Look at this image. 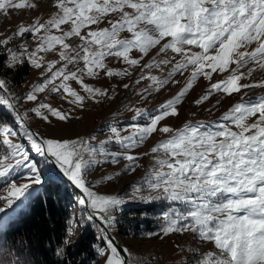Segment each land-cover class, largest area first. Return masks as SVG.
<instances>
[{
  "label": "snow or ice",
  "instance_id": "snow-or-ice-1",
  "mask_svg": "<svg viewBox=\"0 0 264 264\" xmlns=\"http://www.w3.org/2000/svg\"><path fill=\"white\" fill-rule=\"evenodd\" d=\"M36 7L31 0H0V14L4 16ZM53 7L56 11L43 23L38 17L29 25L21 24L12 37L0 41V47H6L14 39L30 34L36 42L32 50L25 44L19 46V51L8 48L9 69L27 63L50 74L26 95L27 101L34 102L38 93L49 90L83 108L86 99L99 102L98 98L108 95L106 89L85 83V78L98 80L103 74L108 79H122L131 76L130 70L140 68L136 83L147 79L151 82L149 88L159 92L176 74L191 69V75L186 86L154 112L136 110L137 118L145 119L143 126L126 137L120 135L117 127L110 126L109 140L98 148L81 140H38L22 122L20 133L7 125L0 126V145L6 149V154L0 155V178L20 167L31 173L26 177L27 183L17 185L10 181L0 200L11 208L15 201L30 196L34 185L45 183L23 145L11 139L22 135L43 163L51 165L47 181L53 185L62 178L69 181L81 193V208L91 209L88 219L96 214L110 228L115 224L112 210L122 201L99 195L93 187L114 177L109 175L89 185L86 175L103 162L115 165L121 159L128 161L125 172H135L139 157L130 151L143 146L156 132H171L170 137L150 150L154 167L149 169L145 184L150 193L158 195L140 197L148 202L162 199L185 206L163 214V235L191 232L201 243H212L214 252L201 255L191 250L197 257L195 264H264V95L245 100L248 94L243 93L246 89L264 88V0H54ZM156 48V56L142 64ZM134 52L139 56H133ZM169 52L171 57L157 59ZM40 53H53L58 59L46 61ZM108 57L127 67L110 68L105 63ZM173 61L175 64L164 79L150 73L144 75L146 70H162V66ZM69 66L75 70L69 71ZM256 72L261 73V78L252 82ZM214 74L223 78L212 83ZM201 77L210 86L195 102L197 105L213 94L231 97L243 93L241 101L222 117L225 123L206 130L202 124H185L176 131L168 125L159 126L166 118L179 115L177 106ZM70 81L79 85L85 95L76 91ZM0 90L9 91L5 80L0 79ZM0 106L16 111L10 96L0 95ZM42 109L60 121L69 119L66 113L40 103L33 111L43 120L47 121L48 116ZM16 116L21 121L27 118L19 113ZM108 142L120 145L123 151H108L103 146ZM72 232L69 228L67 235ZM103 238L106 249L98 247L96 251L105 258L104 264H129L131 253L123 250L126 259L107 235ZM64 243L68 244L67 238ZM57 255H63V249H58Z\"/></svg>",
  "mask_w": 264,
  "mask_h": 264
},
{
  "label": "rangeland",
  "instance_id": "rangeland-1",
  "mask_svg": "<svg viewBox=\"0 0 264 264\" xmlns=\"http://www.w3.org/2000/svg\"><path fill=\"white\" fill-rule=\"evenodd\" d=\"M31 3L36 4L37 7L34 9L14 10L8 16L0 14V41L12 37L19 25H29L38 17L41 18L40 22L43 23L56 11L53 7L54 0H31ZM69 43L74 42L69 41ZM22 44H25L29 50L36 47V42L30 34L14 39L6 47H0V56L3 57L1 66H4L5 63L7 65L8 48L19 51V46ZM157 51L158 48L153 49L141 63H147L148 60L156 56ZM40 55L45 56L46 61L58 59V56L53 53H40ZM172 55L169 52L167 56L161 55L157 59H165ZM133 56L138 57L139 53L134 52ZM105 63L110 68L115 69L127 67L122 62H117L113 57L106 58ZM173 64H175V61L166 67L162 66V70L156 68L146 70L144 75L146 76L150 73L160 79H164L172 69ZM59 66L57 65V67ZM72 70H75V68L69 66V71ZM130 71L132 72L131 76H126L122 79L118 77L108 79L103 74H101L102 78L98 80L85 78V83L106 89L108 95L98 98L99 102L86 99L83 108H80L62 99L60 93H52L49 90L38 93L36 101H27L25 99L26 95L37 84L43 83L47 76L50 75L49 73H44L43 69L37 70L29 66L28 73L21 78V83L18 86H10V82L6 81L10 93L0 90V95L11 97L16 110L13 112L5 106H0V126L7 125L17 131V133H20L23 131L20 127L22 122L24 127L37 135L38 140H81L98 148L102 142L109 140L111 133L108 129L110 126L117 127L122 137L131 135L138 126H143L145 119L143 116L137 118L136 110L139 109L145 113L154 112L163 103L173 99L186 86L191 75V69L183 72V74L178 73L159 92H156L149 88L151 82L147 79L136 83L141 76L140 68ZM222 78V76L214 74L211 82L215 83ZM260 78L261 73L256 72L252 77V82L258 81ZM0 79L5 80L6 78L0 75ZM56 83L58 84L59 81ZM69 83L81 95H85L74 81ZM124 84H128L129 87L125 88ZM209 86L210 82L203 77L198 79L193 88L183 98V102L177 106L179 115L166 118L159 126L168 125L174 131L189 123L192 125L202 124L205 130L214 128L217 123H225L222 117L235 103L241 101L243 93L248 94L244 96L245 100L264 95V88L246 89L243 90V93L233 94L231 97L223 93H217L213 94L204 103L197 105L195 102L205 94ZM51 87L50 85L49 89ZM145 89H148V91L145 92ZM40 103L49 104L52 108L66 113L69 119L60 121L43 109L41 111L48 116V120L37 117L33 109L38 107ZM16 113H19L20 117L26 116L27 118L22 121L18 120ZM172 134L171 132L167 134L156 132L145 141L143 146L130 151L129 154L139 157V167L135 172H125L124 169L128 161L121 159L115 165L110 161L103 162L86 175V182L89 185H93L109 175L114 177L111 181L99 183L93 187V191L99 195L117 197L122 201L118 208L112 210L115 224L110 228H102L100 224L104 225V223L96 218V214H93V219L89 220L88 214L91 209H82L78 204V198L81 196L79 190L69 181L67 182L66 179L62 178L59 181L61 183L65 182L75 192V194L70 193L66 202L70 214L67 232L69 228L73 229L72 234L70 236L67 235L68 244L76 242L88 230L95 237L93 244L94 259L90 264H104L105 258L99 256L96 249L98 247L106 249L107 242L103 238L105 235L112 242L115 241L119 244L122 250L127 249L131 253L132 260L129 261V264H189V262L195 264L197 257L193 255L192 249L197 250L201 255L209 251H216L212 243H201L191 232L182 235L179 233H173L168 236L163 235L161 232L165 224L163 214L165 212L183 210L184 205L162 199L152 200L151 202L140 199V197H148L149 195L155 197L158 195L155 192L150 193L145 184V177L148 175L149 169L154 167V154L150 150L158 142L166 140ZM11 139L13 143L23 145L24 150L28 153L29 161L37 165L41 170L42 176L47 180L51 165L43 163V158L31 150L28 141L22 135H17ZM103 146L110 152L123 151L120 145L114 142L104 143ZM3 154H6V149L0 145V155ZM88 158L89 156L85 154V159ZM96 158L103 159L99 156ZM117 173H120V175L117 176ZM29 175L31 173L28 168L20 167L15 168L9 176L0 178V196L6 195L5 189L10 181L14 180L17 185L27 183L26 177ZM38 186L34 185L29 190L30 196H32ZM137 188H139V191H137ZM30 196L26 199L15 201L11 208L3 200H0V208H4V211L0 212V229L7 220L25 207ZM147 206H152V208L147 210ZM138 207L140 208L136 209ZM125 255L127 256L126 253Z\"/></svg>",
  "mask_w": 264,
  "mask_h": 264
},
{
  "label": "trees",
  "instance_id": "trees-1",
  "mask_svg": "<svg viewBox=\"0 0 264 264\" xmlns=\"http://www.w3.org/2000/svg\"><path fill=\"white\" fill-rule=\"evenodd\" d=\"M0 75L18 86L29 66L9 69L1 66ZM9 87V86H8ZM10 93V91H8ZM75 192L65 183L50 181L39 185L25 207L0 229V264H90L94 259L95 237L90 230L76 242L65 244L69 221L67 198ZM140 207L136 208L139 209ZM152 206H147L150 210ZM63 249V255L57 250Z\"/></svg>",
  "mask_w": 264,
  "mask_h": 264
},
{
  "label": "water",
  "instance_id": "water-1",
  "mask_svg": "<svg viewBox=\"0 0 264 264\" xmlns=\"http://www.w3.org/2000/svg\"><path fill=\"white\" fill-rule=\"evenodd\" d=\"M20 115V114H19ZM33 134H35L34 132H33ZM36 135V134H35ZM36 137H37V135H36ZM38 138V137H37ZM67 181V180H66ZM68 182V181H67ZM101 226H102V228H104V229H106V227L103 225V224H100ZM113 243H114V245L117 247V249H118V251H120L121 252V255H123V256H125V258L127 259V256L125 255V253H124V251L122 250V248L120 247V245L119 244H117L115 241H113Z\"/></svg>",
  "mask_w": 264,
  "mask_h": 264
}]
</instances>
